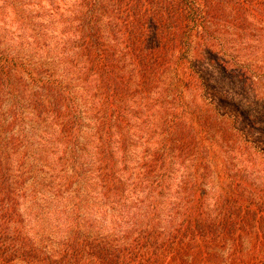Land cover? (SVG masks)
Wrapping results in <instances>:
<instances>
[{
    "label": "trees",
    "instance_id": "1",
    "mask_svg": "<svg viewBox=\"0 0 264 264\" xmlns=\"http://www.w3.org/2000/svg\"><path fill=\"white\" fill-rule=\"evenodd\" d=\"M47 2L49 23L62 29L58 57H66L75 73L70 79L83 83L89 102L95 101L94 167L105 196H123L127 184L137 194L148 184L146 197L152 200L122 234L95 239L74 233L53 251L30 241L20 212L25 194L6 152L22 141L14 129L28 125L21 108L40 123L55 119L66 145L78 140L89 112L82 116L71 82L0 56V264H264V149L243 138L232 119L225 122L214 104L207 117L208 105L200 110L198 103L208 100L207 75L209 87L213 76H235L237 84L264 98V0ZM32 30L39 50L48 49L43 43L49 29L45 34L40 24ZM45 58L55 62L48 52ZM184 121L209 130L210 146L225 155L212 202L203 181L217 155L201 152L206 137L193 134ZM133 126L146 130L148 146L157 145L147 149L140 184L115 168L116 153L122 164L128 161ZM236 161L240 172L232 168ZM185 162L195 174L181 182L169 213L159 216L157 200L169 198L174 167Z\"/></svg>",
    "mask_w": 264,
    "mask_h": 264
},
{
    "label": "rangeland",
    "instance_id": "2",
    "mask_svg": "<svg viewBox=\"0 0 264 264\" xmlns=\"http://www.w3.org/2000/svg\"><path fill=\"white\" fill-rule=\"evenodd\" d=\"M48 16L50 5L47 0H0V56L18 59V63L34 65L33 69L38 66L45 68L47 72H53L52 75H56L64 84L68 85L71 82L69 86L78 99L82 116L84 110L89 112L82 119L81 132H77L78 142L66 145L61 142V129L55 119L40 123L39 119L33 117L32 113H27L28 111L22 107L21 114L29 117L28 121H24L28 125L24 124L21 125V129L18 127L14 129L15 138L21 135L22 141L17 143L16 151H6L11 159L9 168L11 174L18 177L19 185L25 194L20 209L24 215L23 231L30 241L36 240L40 249L53 251L59 250L63 242L68 241L70 235L74 233L88 234L95 239L122 234L136 222L137 217H142L152 199L146 197L149 195L146 193L148 184L141 185L137 194L131 191L127 184L123 196H105L107 191L96 178L95 171L98 165L94 167L95 145L97 146L96 138L93 136L94 123L96 124L95 101L92 99L89 102V96L83 90V83L79 84V81L73 82L70 79L75 77L73 76L75 73L69 71V67L62 60L66 57H58L62 29L57 24L51 26L49 22L52 20ZM40 24L46 27L45 34L49 29L47 41L43 43L46 47L49 44L48 49H41L40 46L39 50L33 38V34L36 33H33L32 29ZM46 52L55 57V62L45 58ZM29 58L31 62H28ZM210 79L209 87V75L204 76L208 100H198L200 110L207 104L209 113L206 115L209 117L210 104H214L213 109L222 117L226 116L225 122L232 119L233 128L243 132L244 135L241 134L243 138L246 137L257 149H264V98L261 99V95L255 91L244 89L243 82L237 84L235 76L232 78L213 76ZM187 96L186 100L191 98L190 95ZM6 103L9 106L12 104ZM23 118L25 117L22 116V120ZM184 124L189 125V130L193 134L206 137L202 153L205 154L207 151L209 153L210 149L212 154L217 155L216 163L210 170H206L203 181V188L211 192L209 202H212L219 185L218 174L226 162L225 155L221 149L218 150V146L214 148L210 146L212 138L209 137V130L206 132L201 130L195 121L193 124L184 121ZM145 133L146 130L139 131L134 126L130 130L127 162L122 164V156L116 153L119 162L115 168L125 180L132 179V183H141L139 173L142 172L147 149L154 145L151 141L149 146L145 143ZM116 142L117 138L113 141V147L114 143L116 147ZM154 148H157L156 144ZM234 167L235 172L243 170L238 161L232 166ZM174 170V179L169 182L171 187L167 195L169 198H162V202L160 199L157 200L161 206L159 216L162 217L169 213L171 198L180 197L181 182L195 174L190 162L177 163Z\"/></svg>",
    "mask_w": 264,
    "mask_h": 264
}]
</instances>
